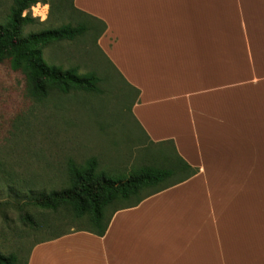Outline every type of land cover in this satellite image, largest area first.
I'll return each instance as SVG.
<instances>
[{
  "label": "crops",
  "instance_id": "obj_1",
  "mask_svg": "<svg viewBox=\"0 0 264 264\" xmlns=\"http://www.w3.org/2000/svg\"><path fill=\"white\" fill-rule=\"evenodd\" d=\"M72 7L105 25L97 46L135 93L154 150L139 168L174 171L120 202L103 236L44 239L27 264H264V0Z\"/></svg>",
  "mask_w": 264,
  "mask_h": 264
},
{
  "label": "rangeland",
  "instance_id": "obj_2",
  "mask_svg": "<svg viewBox=\"0 0 264 264\" xmlns=\"http://www.w3.org/2000/svg\"><path fill=\"white\" fill-rule=\"evenodd\" d=\"M14 3L0 0V24L8 22ZM26 15L34 22L23 26L22 36L89 20L73 9L72 0H36ZM96 37L90 31L73 41L48 43L42 58L62 71L96 74L98 93L50 88L45 97H35L21 70L8 59L0 61V253L16 255L19 264H27L44 239L92 229L88 217H78L69 205L51 210L35 204L38 197L70 186V166L83 168L95 158L97 172L126 179L150 163L142 155L148 144L131 115L135 93L108 63ZM153 153L149 148L143 154ZM112 210L106 209V218Z\"/></svg>",
  "mask_w": 264,
  "mask_h": 264
},
{
  "label": "trees",
  "instance_id": "obj_3",
  "mask_svg": "<svg viewBox=\"0 0 264 264\" xmlns=\"http://www.w3.org/2000/svg\"><path fill=\"white\" fill-rule=\"evenodd\" d=\"M36 3V0H15L9 20L0 24V61L8 59L14 69L24 74L29 92L35 97H45L50 88L68 92L71 89L98 93L101 79L94 73L79 75L74 69L62 71L49 67L42 58V48L55 41H73L85 32H92L98 38L104 33L105 25L97 20L80 21L76 27L65 26L59 29L41 31L22 36V28L34 22L29 15L22 13ZM80 14V13H78ZM82 16V14H81ZM70 186L60 192H52L36 199L37 207L55 210L59 205H69L78 217L87 216L92 229L85 230L103 236L110 219L106 209H117L120 202L148 188H157L173 174V169L141 167L130 173L126 179H116L104 172H97V160L91 158L85 167L72 165ZM136 199L135 203H139ZM0 264H19L14 254L0 253Z\"/></svg>",
  "mask_w": 264,
  "mask_h": 264
}]
</instances>
